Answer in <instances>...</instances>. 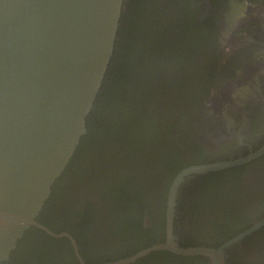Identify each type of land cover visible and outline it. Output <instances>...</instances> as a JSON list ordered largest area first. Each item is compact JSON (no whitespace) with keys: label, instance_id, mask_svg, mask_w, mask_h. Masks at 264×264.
Listing matches in <instances>:
<instances>
[{"label":"flooded vegetation","instance_id":"obj_1","mask_svg":"<svg viewBox=\"0 0 264 264\" xmlns=\"http://www.w3.org/2000/svg\"><path fill=\"white\" fill-rule=\"evenodd\" d=\"M171 1L175 5L172 6L169 2L168 9L165 8L151 15V28L155 29L160 26L163 30L177 29L179 33L177 36L171 31L168 32V37L174 38L169 50L179 44L177 55L183 60L182 66L191 63L193 56L198 55L199 49L197 47L195 50L191 49L189 43L191 39H194L196 45L201 44L204 64L210 72L212 70L215 72H211V76H206L201 82L205 88L199 87L193 91L192 95L197 101L192 108L194 112H191L189 120L186 118L181 124L183 138L181 146L184 147L181 155L186 152L185 156L183 155L185 158L181 165L183 167L175 174H167L163 184H158L159 187L157 183L156 185L150 183L153 179L142 180L140 184L146 191L149 187L151 190L155 187L156 191L162 190L161 197L164 196L162 200H165L163 207L155 194L149 192L147 195L143 193L140 196L145 199L147 208L154 212L152 218H148L150 210L145 206L142 218V228L145 230L152 222L157 224L159 216L156 211L159 207L164 214L165 229L167 191L174 177L183 168L200 165L196 163L199 161L207 164L235 160L240 157H252L264 150V0ZM174 8H176L175 12ZM162 12L167 14L165 19ZM128 31L127 29L126 37H128ZM150 36L153 37V34ZM181 45L183 49H180ZM156 58H159L158 54ZM212 98L215 102L221 103L222 101L226 105L227 120L223 117V122H221L218 115L204 108V104ZM217 132H228V137L222 139L219 145H214L209 139H203L205 134H211L213 138L217 136L214 135ZM90 156L93 157L91 149L86 153L85 167L80 171V166H75L73 175H69L66 181L57 187L58 194L55 193L52 203L49 204V212L38 220L40 224L54 233L55 231L66 232L71 235L81 258V252L90 257L100 253V247L104 246L100 244L104 243V241L100 242V239L109 238L113 241L115 234V231H110L111 235L105 230L108 227L105 226L107 223L102 224L100 219V210H103L108 221L111 219L110 223L113 222L116 210L106 209L103 206L104 202L100 203L98 196L100 188L94 190L95 179L92 175L88 177V171L92 168L90 167ZM220 172L223 174L214 177L221 181V185L216 183L218 191L213 189L215 187L213 183L201 185L204 177L211 173L195 176L180 187L173 224V234L177 237L180 248L218 249L227 241L251 230L255 224L264 219V152L243 165L213 173ZM82 173L87 175L88 181L85 184L82 183ZM195 183L201 185H196L201 191L207 188L210 192L208 194L203 192L181 193L183 186L190 189ZM165 188L166 191L163 190ZM214 197L217 199L215 204L218 210L210 214L209 206ZM155 200L158 203L155 202L156 205ZM194 201L195 204H193ZM86 204L89 205L86 206ZM54 206L65 213L62 216L61 211L58 210L66 222H63V218L57 219L59 216L56 217L53 212ZM117 210L122 217L132 215L129 211L120 213L122 209L119 207ZM83 219L87 225L89 223L91 229L88 233L84 232V240L79 241ZM118 219L119 216L114 224ZM112 227L117 230L116 225ZM155 230H157V225ZM31 232L32 234H27L25 242L20 243L18 250L12 253L10 261L5 264H35L30 256L37 257L40 253L44 261H48L52 255L61 257L66 255L64 257L66 259L69 252L79 264L67 239L52 238L58 240L55 244L56 242L43 239L42 234L51 238L44 232L36 228H32ZM147 232L151 241L158 240L154 245L165 243L166 232L159 239L153 238V235ZM233 234H235L233 237L225 241ZM64 239L67 243L62 241ZM141 240L143 241L138 242L137 245L145 244V240ZM147 248L149 247L141 251ZM104 250L107 248L102 249ZM139 252L125 258L137 255ZM226 254L224 264H264V225L230 246ZM196 257L201 260H196ZM82 260L84 261L83 258ZM131 264H209V259L202 256L183 257L166 251H158L140 257Z\"/></svg>","mask_w":264,"mask_h":264},{"label":"water","instance_id":"obj_2","mask_svg":"<svg viewBox=\"0 0 264 264\" xmlns=\"http://www.w3.org/2000/svg\"><path fill=\"white\" fill-rule=\"evenodd\" d=\"M123 1L0 0V264L10 261L32 228L67 239L79 264H86L71 235L54 233L37 220L86 135L115 51ZM225 106L213 98L204 104L221 122L228 118ZM227 134L203 139L219 145ZM263 152L183 168L167 191L165 243L101 264H131L158 251L224 264L226 250L261 228L264 219L218 249L180 248L173 234L179 189L195 176L243 165Z\"/></svg>","mask_w":264,"mask_h":264},{"label":"trees","instance_id":"obj_3","mask_svg":"<svg viewBox=\"0 0 264 264\" xmlns=\"http://www.w3.org/2000/svg\"><path fill=\"white\" fill-rule=\"evenodd\" d=\"M169 2L172 6L175 5L171 0L123 1L115 51L102 87L95 99L90 118L87 120L86 135L81 138L70 164L60 179L56 181L50 198L38 217L40 220L44 214L49 212L48 206L52 203L55 193L58 194L57 187L64 183L69 175H73L75 166H80V171H82L87 162L86 153L91 149L93 157L90 156L89 161L92 168L88 171V177L92 175L95 179L94 181L91 178L95 183L94 190L100 188V194H98L100 203L104 202L103 206L106 209L116 210L114 212L116 217L110 223L111 219L108 221L106 213L100 210L101 222L102 224L107 223L105 226H108L105 230L109 233L115 231V234L113 241L109 238L100 239V242L104 241L100 244L105 247L101 246L100 253L93 257L81 252L87 264L113 262L133 255L157 243L158 240H150L147 231L156 239L163 237L165 232L164 214L160 207L156 211L159 216L157 224L152 222L147 230L142 228L146 203L145 199L140 196L143 193L147 195L149 192L155 194L163 207L165 200H162L164 196L161 197L162 190L156 191V187L151 190L149 187L146 191L140 184L142 180L148 179H153V182H150L153 185L163 184L167 174H175L183 167L181 165L186 152L181 155L184 149L181 146L183 141L181 124L186 118L189 120L191 112H194L192 108L197 101L192 95L193 91L199 87L205 88L201 82L206 76H211V72H215L214 70L210 72L204 64L201 44L196 45L194 39H191L189 43L191 49L195 50V47L199 49L198 55L193 56L191 63L182 66L183 60L177 55L179 44L169 50L174 38L168 37V32L171 31L177 36L179 34L177 29L163 30L160 26L155 29L151 28V15L165 8L168 9ZM175 11L176 8H174ZM162 14L165 19L167 14L163 12ZM127 29L129 30L128 37H126ZM149 33L153 34V37ZM180 49H183V45ZM157 54L159 58H156ZM196 163L202 164L200 161ZM221 173L223 174V172L208 174L202 180L201 185L213 183L215 184L213 189L217 190L216 183L221 185V181L214 177ZM86 176V173H82L81 179L84 184L88 181ZM196 185L195 183L190 189L183 186L181 193L203 192L208 194L210 192L207 188L201 191L197 187L201 185ZM219 189L221 191V187ZM163 190L166 191V188ZM216 201L215 197L211 200L210 214L218 210ZM155 202L156 200L154 204ZM152 203L153 200L150 203L151 206ZM117 207L122 209L120 213L129 211L132 215L130 217L120 216ZM53 208L56 217L59 216L57 219L63 218L65 213L56 206ZM58 210L61 211L62 216ZM153 214L154 212L150 210L148 218L151 219ZM48 216L51 217V215ZM118 216L119 219L114 224ZM62 220L66 222L65 218ZM81 225L79 241H83L84 232L88 233L91 229L84 219ZM115 225L117 230L112 227ZM156 225L157 230H155ZM28 233L32 234L31 230ZM180 233L182 235V231ZM234 235L227 237L225 241ZM42 236L45 241L57 244L58 240L44 234ZM25 237L20 243L25 242ZM75 237L77 239V236ZM141 239L145 240V244L139 246L137 243L143 241ZM62 241L67 243L65 239ZM103 247L107 250L102 251ZM68 254L66 259H64L66 255L64 257L52 255L48 261H44L41 253L37 257L34 255L30 257L35 264H77L71 252ZM196 260L199 261L201 258L196 257Z\"/></svg>","mask_w":264,"mask_h":264}]
</instances>
